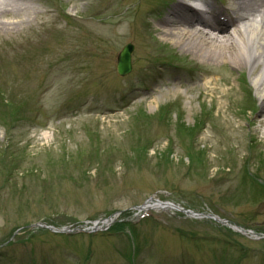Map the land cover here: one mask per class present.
Returning a JSON list of instances; mask_svg holds the SVG:
<instances>
[{"label":"rangeland","instance_id":"1","mask_svg":"<svg viewBox=\"0 0 264 264\" xmlns=\"http://www.w3.org/2000/svg\"><path fill=\"white\" fill-rule=\"evenodd\" d=\"M171 1L39 0L47 16L0 34V264H264L262 235L179 211L123 214L152 196L264 235L252 76L148 32ZM127 43L133 70L120 76ZM119 211L122 233L29 228Z\"/></svg>","mask_w":264,"mask_h":264},{"label":"bare ground","instance_id":"2","mask_svg":"<svg viewBox=\"0 0 264 264\" xmlns=\"http://www.w3.org/2000/svg\"><path fill=\"white\" fill-rule=\"evenodd\" d=\"M36 1L0 0V34L18 33L47 16L49 10L39 8ZM204 6L199 9L176 1L168 10L153 15L154 24L147 25L148 32L157 31L163 39L199 59L226 63L241 73L248 70L264 111V0H229V6L222 8L205 0ZM221 78L228 85L234 84L227 74ZM203 85L204 91H220L211 88L209 80L205 79ZM259 122L264 124V113ZM46 134L44 131L43 136Z\"/></svg>","mask_w":264,"mask_h":264},{"label":"water","instance_id":"3","mask_svg":"<svg viewBox=\"0 0 264 264\" xmlns=\"http://www.w3.org/2000/svg\"><path fill=\"white\" fill-rule=\"evenodd\" d=\"M119 69L120 72L128 71L130 69L129 53L127 49L122 53L120 57Z\"/></svg>","mask_w":264,"mask_h":264}]
</instances>
